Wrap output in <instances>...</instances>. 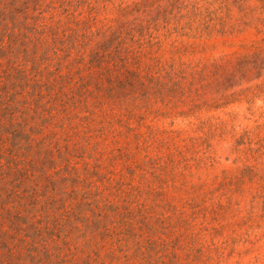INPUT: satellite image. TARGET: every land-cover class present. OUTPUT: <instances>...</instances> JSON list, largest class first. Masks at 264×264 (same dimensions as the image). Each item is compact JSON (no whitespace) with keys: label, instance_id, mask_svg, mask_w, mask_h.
Listing matches in <instances>:
<instances>
[{"label":"trees","instance_id":"16d2710c","mask_svg":"<svg viewBox=\"0 0 264 264\" xmlns=\"http://www.w3.org/2000/svg\"><path fill=\"white\" fill-rule=\"evenodd\" d=\"M161 1L0 0V264H212V243L219 264L264 227V165L237 170L260 204L212 241V205L176 203L178 133L119 111L150 79L137 52Z\"/></svg>","mask_w":264,"mask_h":264},{"label":"rangeland","instance_id":"374dc122","mask_svg":"<svg viewBox=\"0 0 264 264\" xmlns=\"http://www.w3.org/2000/svg\"><path fill=\"white\" fill-rule=\"evenodd\" d=\"M161 4L170 10L167 21L148 29L137 52L139 75L150 79L141 77L143 86L120 95L118 107H133L145 124L178 133L188 170L173 180L184 189L176 203L188 213L199 203L212 205L207 219L215 241L221 223L260 204L251 201L260 179L235 174L242 165H264V0ZM246 232L219 264H264V227L253 224Z\"/></svg>","mask_w":264,"mask_h":264}]
</instances>
